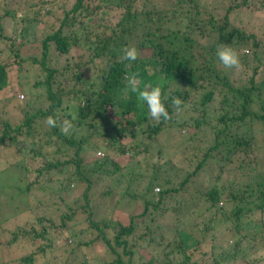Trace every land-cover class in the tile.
Masks as SVG:
<instances>
[{
	"label": "trees",
	"instance_id": "16d2710c",
	"mask_svg": "<svg viewBox=\"0 0 264 264\" xmlns=\"http://www.w3.org/2000/svg\"><path fill=\"white\" fill-rule=\"evenodd\" d=\"M33 1L21 9L16 7L20 0H0V149L12 147L18 137H34L35 125L43 122L48 139L44 144L51 146L49 140L54 138L53 153L64 160L44 157V165L34 170L36 179L20 190L27 193V200L46 205L50 217L40 214L35 225L9 233L4 246L22 240L18 247L29 249L0 264H32L38 256L48 260L50 254L60 257L56 250L68 251L58 264H74L78 258L79 264H85L89 254L96 253L95 247L101 248V264H264V0H228L217 8L218 14L204 13L197 0H73L40 38L30 30L42 23L50 8L45 0ZM236 9L248 10L251 22L243 26L231 22ZM224 44L238 52L241 69L221 64L216 51ZM125 46L136 47L134 62L120 61ZM242 49L250 55L241 54ZM30 70L36 72L28 76ZM132 73L138 75L141 88L147 82L162 85L170 119L152 120L147 106L128 90L126 77ZM20 84L29 95L41 89L47 106H37L17 123L10 122L4 108L11 107L12 93ZM69 96L73 107L66 102ZM171 97L182 101L178 113ZM32 102L27 99L24 106ZM63 104L74 113L72 118L67 114L74 125L67 135L58 116ZM49 115L56 119V127L46 125ZM177 130L192 133L185 140L194 152L192 170L172 182L167 178L169 169L159 172L171 157L152 163L146 175L134 162L127 176L135 187L127 179L123 192L132 208L141 204L139 210L129 213L125 223L94 221L100 208H90L88 191L93 181H119L120 166L113 154L136 159L154 149L152 157L160 159L162 150L154 141ZM97 149L101 157L99 152L95 156ZM63 166L69 171L55 180L60 193L73 184L85 185L81 205L66 213L54 202L57 197L60 203L61 194L46 189L53 182L51 174L61 175ZM12 170L27 172L19 163L0 159V177L12 175ZM212 172L213 181L187 193L191 204L201 202L210 217L189 230L179 228L175 223L186 207L181 205L172 208L168 232L160 231L155 223L167 211L160 207L166 198L186 192L199 173ZM224 173L231 178L223 179ZM39 177L46 183H39ZM75 214L84 215V220L81 228L73 230L78 226L72 220ZM226 224L230 225L225 227L227 236L217 244L208 232ZM80 236L87 241H78ZM250 252L261 254L250 260Z\"/></svg>",
	"mask_w": 264,
	"mask_h": 264
},
{
	"label": "rangeland",
	"instance_id": "374dc122",
	"mask_svg": "<svg viewBox=\"0 0 264 264\" xmlns=\"http://www.w3.org/2000/svg\"><path fill=\"white\" fill-rule=\"evenodd\" d=\"M30 0H20V4L16 7H19L21 9H26L28 6ZM35 1V0H34ZM33 1V2H34ZM47 4H49L50 13L48 16H45L43 18L42 23L35 25L32 30L34 38H40L42 37L46 32L49 31V25L54 26L56 24L55 18L59 17L61 15V8L69 6L73 0H45ZM198 2V8L202 10L204 13L208 12H214L216 14L219 13L218 7H222L223 5L227 4L228 0H197ZM47 6V5H45ZM15 8V7H13ZM251 13L248 12V10H239L236 9L233 11L230 15V21L238 26H243L245 24H249L252 20ZM113 17V16H109ZM29 40V47L30 41L32 38L30 35L28 36ZM31 52V50H30ZM241 54L250 55V53L246 49H242ZM264 55V52L263 54ZM59 62H62V59H57ZM35 71H29L28 76H31L34 74ZM32 79L31 77L26 80V84L30 85ZM21 85V84H20ZM33 90V89H30ZM41 92V93H40ZM12 96H14L13 101L11 100V107L6 106L4 109L6 110V115L11 119L10 122H18L21 120L24 116V112L32 113L33 109H37V106H40L41 109H44L47 105L44 99V95L42 94V90L39 89V92L37 93L33 92L32 95H29L27 90L21 85L17 88V90L12 93ZM17 98V99H16ZM1 99V98H0ZM27 99L33 100L31 105L28 107L24 106ZM70 99V96L68 100L66 101L69 107L74 106V102L68 103ZM17 101L16 103L14 101ZM3 103V102H1ZM18 107H17V106ZM34 107V108H32ZM67 114L72 118L74 116V113L71 110L65 109L64 104L61 106V108L58 110V116L59 120H69V117H67ZM179 116V114H178ZM188 114L186 113L184 115V119H186ZM12 123V124H16ZM1 126V125H0ZM37 130L34 132V137H25L21 136L16 139V143L12 145V147L7 148V145H4L2 149H0V159L5 160L9 164H16L19 163L23 165L27 172L22 171L21 173H14V170H12V175H2L0 177V260H4L6 258H15L20 255L25 254L29 247H18L21 243H23L22 240H18L19 242L16 244H13L11 247H6L2 244V242L6 241L9 237V233H11L13 230L16 231L18 227L20 229H26L29 227V225H35L33 224L34 220L37 216L40 214H44L47 217H50L47 212V206L44 204L37 203L34 199L27 200V193H21V189L24 188V186L29 183L33 182L35 178V171L37 169H40L44 165V157L53 158L57 157L59 161H63L64 159L59 156L58 154L53 153V149L55 148V145L52 144L55 142L54 138H51L50 145H45L44 142L48 141L47 137L45 136L46 132V126L43 122H39L35 125ZM171 134H169V137H167L168 134H162L160 137L157 138L156 141H154L155 145L160 146L161 157L160 159L154 160L152 156L155 154L154 149H150V152H146L144 154H140L136 159H131L128 156H122L119 157L116 154H113L112 159L117 162L120 166V170L118 174H121L119 176V181H104L103 184H99L96 181H93L89 191H88V200L91 205V209L95 210L100 208L99 210L95 211V214L93 215L94 221H104L108 220L110 222H113V220H120L121 222L125 223V218L129 213H136L137 210H139V206L141 204L138 202V206L131 207L132 203L129 201L128 197H126L123 192L128 180H131L132 186L135 187V183L130 179L127 174L128 170H131L134 162H139L138 166L141 170L139 173L141 174H150V166L152 163L158 161V164H160L164 158H170L171 161H169L165 165L160 166L159 172L165 171L169 169L167 178L170 179L172 182H179L184 178V175L188 172H190L193 168V165L195 163L192 155H194L193 148L186 147V138L187 136L191 135L192 133L190 131H170ZM170 138V139H169ZM138 141V140H136ZM166 144V148H163L161 144ZM153 147V146H152ZM141 149V148H140ZM100 156H97L98 154ZM36 154L34 156L33 154ZM95 156L101 157L102 152L101 150L95 151ZM110 153L108 154V156ZM71 156V155H70ZM170 165V168L168 167ZM135 166V165H134ZM68 166H63L60 169V174L58 173H52L50 176V179H52L51 183H48L46 185V189L50 190L51 192H56V195L59 194L61 191L57 189V181L56 179L61 180L62 174L68 172ZM133 171H136L135 169ZM217 172V169L214 170ZM137 172V171H136ZM229 174H231L229 172ZM214 175V172L207 174L199 173L194 179L190 181L186 188V192H180L177 195H172L165 200L160 207L167 209V211L164 213V216L158 219L156 221L155 225L157 227H161L160 231L166 232L168 227L171 225V217L173 216V209L172 208H178L181 205H186V207L183 209V214L180 216L179 219H177V222L175 225H178L179 228H183L186 230L191 229L195 225H197L201 220L207 219L210 217L209 213L204 212V205L201 204V202L198 205H192L191 202L193 200L189 197L187 194L188 192L194 193L196 190H201L202 187L207 186L208 183L211 180ZM20 176V177H19ZM61 176V177H60ZM8 179H7V178ZM231 178L228 173H224L222 178L227 179ZM20 178V180H18ZM37 181L39 183L43 182L45 184L43 177L37 178ZM36 181V182H37ZM226 180L223 182L225 184ZM84 184H79L78 186L73 184V188L70 186L69 191H64L61 194V201L60 203L57 201V199L54 198L55 204H58L61 206L62 212L66 213L67 209L74 210V207H77L81 205L82 203V192L84 190ZM157 188V187H155ZM155 188L153 189L154 193ZM158 189V188H157ZM132 190V189H131ZM141 189H137L139 192ZM59 191V192H58ZM109 195H104L103 192H107ZM193 195V194H192ZM194 196V195H193ZM195 198V197H192ZM74 202L76 204H74ZM74 205H73V204ZM48 206L51 208V203H48ZM65 206V207H64ZM103 206V207H102ZM219 206V204L217 205ZM225 206V205H222ZM188 208V209H187ZM228 206L225 207V211L227 210ZM178 212V211H177ZM176 213V212H175ZM254 221L257 220V215H255ZM53 217V216H52ZM216 218V216H215ZM74 223L78 224V226H74V228H71L73 230H76V228H81L83 226V220L84 215H78L75 214L72 218ZM179 221V222H178ZM256 224V223H255ZM81 226V227H80ZM155 226V227H156ZM229 224L224 225H218L214 227L211 233L216 238L217 244L221 243V240L224 239V237L227 236L225 232V227H229ZM155 230V229H154ZM158 230V229H157ZM78 231V230H77ZM159 231V230H158ZM155 232H157L155 230ZM168 232V231H167ZM77 233V232H76ZM86 233L85 235H87ZM61 244L63 238L59 239ZM25 241V240H24ZM78 241H87L85 237L79 238ZM99 247H95L94 251L96 253L92 254L94 255L93 261H91V255L89 254V260L85 262V264H101V248L98 251ZM31 251V249H30ZM29 251V252H30ZM68 251L65 250L63 253L59 251H55V254L60 255V257H54V255L50 254L47 259H42L40 256L39 258H36L32 264H58L63 261V259L66 257ZM251 253V254H250ZM247 256L248 259H257L261 252H250ZM76 255L78 253H75ZM98 255V256H97ZM145 257H148L147 254L143 253ZM45 257V256H41ZM162 258V257H161ZM159 257V259H161ZM51 261L49 263H46V261ZM80 259L78 258L74 264H79ZM210 262V260H208ZM134 264H137L136 262H133ZM241 263H244L241 261ZM65 264H71V263H65ZM225 264H231V263H225Z\"/></svg>",
	"mask_w": 264,
	"mask_h": 264
},
{
	"label": "clouds",
	"instance_id": "9594fccd",
	"mask_svg": "<svg viewBox=\"0 0 264 264\" xmlns=\"http://www.w3.org/2000/svg\"><path fill=\"white\" fill-rule=\"evenodd\" d=\"M119 57L121 62H134L137 59V49L135 46H125L121 49ZM217 58L226 69H241L240 56L238 52L231 46L224 44L217 46ZM128 90L137 94V99L147 106L148 114L155 122H160L170 119V114L165 106L164 99H162V85L159 83L147 82L143 88L140 87V81L136 73H132L126 77ZM171 104L178 113L181 109L182 101L178 97H171ZM45 123L49 127H56V119L49 115L45 118ZM74 125L70 120H64L61 126L63 134L67 135L73 130Z\"/></svg>",
	"mask_w": 264,
	"mask_h": 264
},
{
	"label": "built area",
	"instance_id": "2783aa9c",
	"mask_svg": "<svg viewBox=\"0 0 264 264\" xmlns=\"http://www.w3.org/2000/svg\"><path fill=\"white\" fill-rule=\"evenodd\" d=\"M98 154V153H97ZM158 191V189L157 188H155V192H157Z\"/></svg>",
	"mask_w": 264,
	"mask_h": 264
}]
</instances>
